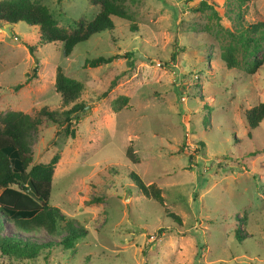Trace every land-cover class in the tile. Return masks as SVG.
Instances as JSON below:
<instances>
[{
  "label": "rangeland",
  "instance_id": "374dc122",
  "mask_svg": "<svg viewBox=\"0 0 264 264\" xmlns=\"http://www.w3.org/2000/svg\"><path fill=\"white\" fill-rule=\"evenodd\" d=\"M34 1L67 31L98 11L89 0ZM124 5L130 22L111 17V32L91 34L66 57L61 43H38L36 26L0 24V113L63 115L71 103L54 90L56 68L82 84L76 102L83 108L69 125L74 136L39 125L30 151L31 164L57 154L47 202L85 229L72 248L0 255V264H264V117L250 136L243 120L264 103V39L260 30L246 32L264 21V0L241 4V20L235 0ZM246 37L260 38L257 48ZM227 48L231 67L221 56ZM110 55L108 63H85ZM254 61L258 67L246 74ZM118 96L127 101L115 111ZM132 173L160 189L165 209L134 189ZM16 232L2 223L1 234Z\"/></svg>",
  "mask_w": 264,
  "mask_h": 264
},
{
  "label": "trees",
  "instance_id": "16d2710c",
  "mask_svg": "<svg viewBox=\"0 0 264 264\" xmlns=\"http://www.w3.org/2000/svg\"><path fill=\"white\" fill-rule=\"evenodd\" d=\"M89 1L98 6V11L88 21L78 19L73 22V27L69 31L58 27L47 7L34 0H0V24L13 25L16 22H24L28 26H36L38 43L40 45L51 42L61 43V54L66 57L77 43L86 40L91 34L101 31L111 32L113 30L111 17L131 21L124 0ZM247 1L251 0H235L238 4L235 14L242 12L241 4ZM241 17V14L238 15L240 20ZM131 27L134 28L133 25ZM257 30H260V38L264 39V21L250 24L246 32L255 33ZM260 38L246 37L244 43L246 45L249 41L253 48H257ZM26 48L29 54L34 52L32 46L26 44ZM221 56L227 67L234 65L235 60L231 56L230 48H227ZM115 57V55L95 56L85 60V63L89 67H95L108 63ZM258 64V61H254L246 68V74L253 73ZM28 81L29 78H25L23 84ZM81 88L82 84L79 81L64 75L60 68H56L54 90L60 95L63 105L71 103L69 108L63 110V115L44 108H40L35 117L18 110L0 113V255L34 258L44 249L49 250L57 246L65 249L72 248L74 242L85 234L84 228L79 230L70 218L47 202L54 164L58 159L57 154L52 155L47 162L31 164L30 151V133L39 125L52 123L61 128L60 133L64 137L74 136V130L72 127L70 129L69 125H71V119L78 118V113L83 108L82 104L76 102ZM126 101L125 96H118L112 101L111 107L115 111L119 110ZM263 117L264 103L262 102L243 112L248 136H250L249 131L257 127ZM125 156L129 161H134L129 146L125 149ZM128 177L138 193L157 201L160 207L164 208L161 191L156 185L144 184L134 173L129 174ZM163 213L180 224L176 214L168 210H164ZM3 222L11 224L19 233L1 234ZM39 230H42L49 238L31 239L35 235L33 233ZM236 237H238L237 231Z\"/></svg>",
  "mask_w": 264,
  "mask_h": 264
},
{
  "label": "water",
  "instance_id": "95a60500",
  "mask_svg": "<svg viewBox=\"0 0 264 264\" xmlns=\"http://www.w3.org/2000/svg\"><path fill=\"white\" fill-rule=\"evenodd\" d=\"M4 25L10 26L11 24H9V23H5ZM134 56H135L136 58H139V59H143V60L149 61V58L143 56V55H142L141 53H139V52H134ZM42 204H43V202H42Z\"/></svg>",
  "mask_w": 264,
  "mask_h": 264
}]
</instances>
